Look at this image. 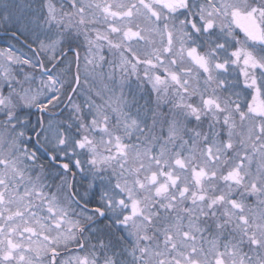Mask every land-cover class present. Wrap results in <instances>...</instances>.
Returning a JSON list of instances; mask_svg holds the SVG:
<instances>
[{
  "label": "snow or ice",
  "instance_id": "obj_1",
  "mask_svg": "<svg viewBox=\"0 0 264 264\" xmlns=\"http://www.w3.org/2000/svg\"><path fill=\"white\" fill-rule=\"evenodd\" d=\"M0 32V264H264V0H0Z\"/></svg>",
  "mask_w": 264,
  "mask_h": 264
},
{
  "label": "flooded vegetation",
  "instance_id": "obj_2",
  "mask_svg": "<svg viewBox=\"0 0 264 264\" xmlns=\"http://www.w3.org/2000/svg\"><path fill=\"white\" fill-rule=\"evenodd\" d=\"M3 37V33L2 32H0V38H2ZM73 71H75V68H73ZM63 107V106H62ZM33 119H35V117H33Z\"/></svg>",
  "mask_w": 264,
  "mask_h": 264
},
{
  "label": "rangeland",
  "instance_id": "obj_3",
  "mask_svg": "<svg viewBox=\"0 0 264 264\" xmlns=\"http://www.w3.org/2000/svg\"><path fill=\"white\" fill-rule=\"evenodd\" d=\"M0 46H3L2 43H0Z\"/></svg>",
  "mask_w": 264,
  "mask_h": 264
}]
</instances>
